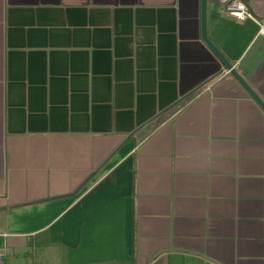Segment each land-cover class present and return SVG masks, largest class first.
<instances>
[{
    "label": "crops",
    "instance_id": "obj_1",
    "mask_svg": "<svg viewBox=\"0 0 264 264\" xmlns=\"http://www.w3.org/2000/svg\"><path fill=\"white\" fill-rule=\"evenodd\" d=\"M218 1L0 0V264H264V110L224 68L264 104V0Z\"/></svg>",
    "mask_w": 264,
    "mask_h": 264
},
{
    "label": "water",
    "instance_id": "obj_2",
    "mask_svg": "<svg viewBox=\"0 0 264 264\" xmlns=\"http://www.w3.org/2000/svg\"><path fill=\"white\" fill-rule=\"evenodd\" d=\"M230 0H219L216 2L218 5L225 6ZM247 8L250 16L257 21H261V19L253 12L249 5V0H240ZM203 30V28H202ZM202 38L206 44H208L207 40L204 36V31L202 34ZM224 68L229 72L230 75L234 76L235 79L240 83V85L244 88V90L249 94V96L254 100V102L262 109L264 110V104L259 100V98L248 88V86L243 82V80L236 74L234 68L229 65L228 63H224Z\"/></svg>",
    "mask_w": 264,
    "mask_h": 264
},
{
    "label": "built area",
    "instance_id": "obj_3",
    "mask_svg": "<svg viewBox=\"0 0 264 264\" xmlns=\"http://www.w3.org/2000/svg\"><path fill=\"white\" fill-rule=\"evenodd\" d=\"M225 14L235 20L238 21H245V20H252L253 18L250 16L246 6L240 0H230L224 6ZM226 74L229 72L226 70ZM4 249H0V262L3 261L4 258Z\"/></svg>",
    "mask_w": 264,
    "mask_h": 264
}]
</instances>
